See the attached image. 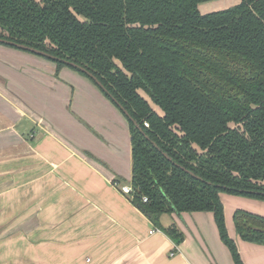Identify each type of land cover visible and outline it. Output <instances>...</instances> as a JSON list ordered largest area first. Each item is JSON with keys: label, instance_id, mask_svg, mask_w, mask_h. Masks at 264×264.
<instances>
[{"label": "trees", "instance_id": "trees-1", "mask_svg": "<svg viewBox=\"0 0 264 264\" xmlns=\"http://www.w3.org/2000/svg\"><path fill=\"white\" fill-rule=\"evenodd\" d=\"M210 1L0 0V40L95 77L130 117V203L176 246L161 215L212 213L242 264L219 195L264 202V0L200 14ZM233 223L264 246V217L236 210Z\"/></svg>", "mask_w": 264, "mask_h": 264}, {"label": "crops", "instance_id": "crops-1", "mask_svg": "<svg viewBox=\"0 0 264 264\" xmlns=\"http://www.w3.org/2000/svg\"><path fill=\"white\" fill-rule=\"evenodd\" d=\"M130 178L128 122L101 90L0 44V264H233L212 213L161 215L178 246L154 232L113 185ZM219 200L242 264H264V246L242 241L233 223L236 210L264 217V202Z\"/></svg>", "mask_w": 264, "mask_h": 264}, {"label": "rangeland", "instance_id": "rangeland-1", "mask_svg": "<svg viewBox=\"0 0 264 264\" xmlns=\"http://www.w3.org/2000/svg\"><path fill=\"white\" fill-rule=\"evenodd\" d=\"M240 0H214L198 6V11L200 14H206L213 11H219L222 9L229 8L231 6L237 5ZM144 98H146L142 92H139ZM147 99V98H146ZM148 100V99H147ZM150 103V102H149ZM152 108L161 115V112L151 104Z\"/></svg>", "mask_w": 264, "mask_h": 264}, {"label": "water", "instance_id": "water-1", "mask_svg": "<svg viewBox=\"0 0 264 264\" xmlns=\"http://www.w3.org/2000/svg\"><path fill=\"white\" fill-rule=\"evenodd\" d=\"M0 43H4V44H10V45H14L16 46L18 49L20 50H23V51H27V52H30V53H33V54H36V55H39V56H45L46 54L43 53V52H40L38 50H35L33 48H29V47H26V46H23V45H19V44H14V43H11V42H8V41H5V40H0ZM72 67L74 68H77L79 69L81 72H84L88 77H90L93 81H95L96 85L103 89L102 86L100 85V83L95 79V77H93L91 74H89L85 69L81 68V67H78L77 65L75 64H70ZM115 103V102H114ZM117 104V103H116ZM118 105V104H117ZM118 108L119 110L122 111V113L124 114V116H126L129 120H130V117L128 116L127 112L125 110L122 109V107L120 105H118Z\"/></svg>", "mask_w": 264, "mask_h": 264}, {"label": "built area", "instance_id": "built-area-1", "mask_svg": "<svg viewBox=\"0 0 264 264\" xmlns=\"http://www.w3.org/2000/svg\"><path fill=\"white\" fill-rule=\"evenodd\" d=\"M144 126L147 127V124H144ZM113 185L115 187L119 186V189H120L122 194H124V195H130L131 194V188L129 185H119L118 182H113ZM143 202H146V199H143ZM156 231H159V230H155L154 232H156ZM150 233H152V232H150ZM171 255H173V254H171Z\"/></svg>", "mask_w": 264, "mask_h": 264}]
</instances>
